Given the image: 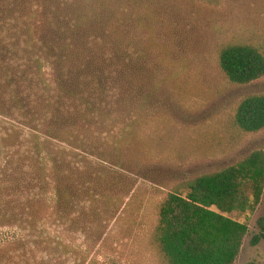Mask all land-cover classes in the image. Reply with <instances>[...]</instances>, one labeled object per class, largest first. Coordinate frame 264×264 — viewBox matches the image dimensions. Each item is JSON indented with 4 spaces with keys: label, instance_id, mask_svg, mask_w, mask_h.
Masks as SVG:
<instances>
[{
    "label": "rangeland",
    "instance_id": "obj_1",
    "mask_svg": "<svg viewBox=\"0 0 264 264\" xmlns=\"http://www.w3.org/2000/svg\"><path fill=\"white\" fill-rule=\"evenodd\" d=\"M19 3L24 7L20 32L26 27L35 41L55 24L54 12L68 18L80 13L69 0H52L50 13L46 0ZM96 5L100 21H90L93 27L85 30L103 44L107 58L115 57L106 67L111 83L101 107L105 121L84 120L85 126L80 121L71 128L78 138L74 143L88 151L69 148L71 202L79 201L75 193L82 187V214L64 231L52 204L44 202L40 226L51 228L54 242L67 247L52 246L50 257L38 263L164 264L153 232L167 194L264 151V129L247 133L234 124L241 99L264 93V76L233 83L219 64L228 43L264 50V0H103ZM33 51L50 69L43 51ZM93 153L105 159L101 178L94 173ZM72 209L75 216L76 204ZM229 216L249 226L233 264H264V192L253 213ZM50 249L40 247L39 255Z\"/></svg>",
    "mask_w": 264,
    "mask_h": 264
},
{
    "label": "trees",
    "instance_id": "obj_2",
    "mask_svg": "<svg viewBox=\"0 0 264 264\" xmlns=\"http://www.w3.org/2000/svg\"><path fill=\"white\" fill-rule=\"evenodd\" d=\"M51 1L46 0L47 13L54 7ZM69 1L80 13L68 18L54 12L55 24L36 41L26 27L20 32L24 7L19 8V0L0 4V248L21 241L0 249V264H39L50 257L52 246L67 247L54 242L51 228L40 226L44 202L52 204L64 231L82 214V187L75 193L79 201L71 202L69 148L88 151L74 143L78 138L71 128L84 120L105 121L101 107L111 83L106 67L114 65L115 57L107 58L103 44L93 42L96 37L86 31L93 27L90 21H100L96 3L103 0ZM34 47L43 51L50 69ZM219 64L231 82L248 83L264 76V50L228 43L220 50ZM234 124L247 133L264 129V93L241 99ZM93 156L94 173L101 178L105 159ZM263 192L264 151L259 149L168 193L153 232L164 264H233L249 226L229 215L253 213ZM40 247L51 249L39 255Z\"/></svg>",
    "mask_w": 264,
    "mask_h": 264
}]
</instances>
